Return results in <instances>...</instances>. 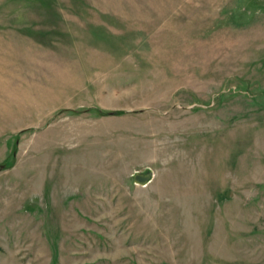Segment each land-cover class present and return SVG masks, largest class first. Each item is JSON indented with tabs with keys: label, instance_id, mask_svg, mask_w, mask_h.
<instances>
[{
	"label": "rangeland",
	"instance_id": "obj_1",
	"mask_svg": "<svg viewBox=\"0 0 264 264\" xmlns=\"http://www.w3.org/2000/svg\"><path fill=\"white\" fill-rule=\"evenodd\" d=\"M0 264H264V0H0Z\"/></svg>",
	"mask_w": 264,
	"mask_h": 264
},
{
	"label": "water",
	"instance_id": "obj_2",
	"mask_svg": "<svg viewBox=\"0 0 264 264\" xmlns=\"http://www.w3.org/2000/svg\"><path fill=\"white\" fill-rule=\"evenodd\" d=\"M153 179V172L151 170H146L145 172H135L132 175V181L136 185L146 186Z\"/></svg>",
	"mask_w": 264,
	"mask_h": 264
}]
</instances>
